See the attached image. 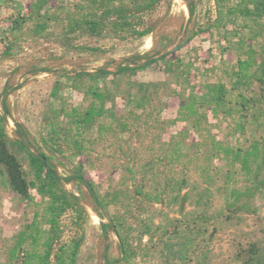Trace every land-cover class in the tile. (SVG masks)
<instances>
[{"label":"rangeland","instance_id":"1","mask_svg":"<svg viewBox=\"0 0 264 264\" xmlns=\"http://www.w3.org/2000/svg\"><path fill=\"white\" fill-rule=\"evenodd\" d=\"M249 56L256 74L236 88ZM218 83L225 96L204 103ZM93 89L107 110L82 125L71 110L99 106ZM0 131L30 189L13 192L0 175V264L43 253L46 234L14 250L34 220L50 228L47 178L19 140L49 157L71 196L51 264H264V11L253 1L0 0ZM79 168L105 203L73 178Z\"/></svg>","mask_w":264,"mask_h":264},{"label":"trees","instance_id":"2","mask_svg":"<svg viewBox=\"0 0 264 264\" xmlns=\"http://www.w3.org/2000/svg\"><path fill=\"white\" fill-rule=\"evenodd\" d=\"M108 2L112 3L115 0H107ZM253 1L256 4V7L260 10L264 11V0H249ZM87 25L91 28L96 30L99 23L96 20H86ZM162 58L150 59L142 64L137 66H129L124 68V70H142L148 69L149 67L157 68L160 65V61ZM255 60L253 56H249L247 59H239L237 67L233 72V85L236 88H240L242 84L250 85L251 84V76H255L257 68H255ZM104 74V72H103ZM146 85V89L148 90V84ZM58 93V85L55 86L53 94L57 95ZM226 88L223 83L218 84H208L206 86L205 91L202 93L201 98L210 103L219 102L225 96ZM93 97L99 100L101 103L99 106H92L88 108L84 114H80L78 108L73 107L71 110V115L76 117V120L80 124L89 125L94 122L95 118L104 114L107 110L106 104L104 102L105 94L102 93L98 89H93L91 91ZM243 99L239 102H236L239 108L242 111L248 109L249 106V99L245 96H242ZM147 95L146 93L139 98H136V104L140 107L144 106L147 103ZM246 117L244 112H242L239 116V127L244 129L246 127L245 120L243 119ZM18 146L24 152L25 155H28L31 159L36 162V169L40 174H44L47 178V183L41 187L42 192L49 197L50 202L48 206V220L50 223V228L45 231L41 228V225L38 219L34 220L31 224L28 225L27 229L20 235L17 241V249L23 250L24 244L30 242L33 246H37L40 244V239L42 234H46V240L44 242L45 250L43 253L38 251L36 247L31 251L25 253V260L23 264H51V252L53 248V243L56 240L59 234V217L61 212L66 208L68 204H71V196L67 192V190L63 187L61 183V178L58 176L57 172L54 171L51 163L49 162V157L45 153L35 154L33 153L26 145L23 140H19ZM225 153L233 154L235 156L240 155V150H233L230 146H226L223 148ZM261 153L259 148L256 147L255 150L247 152L241 159V164L243 167L249 169L250 165L253 162L259 160ZM0 163L6 167V172L3 171L0 167V175L5 177L8 182L9 188L16 193H20L24 196H28L30 189H29V182L23 175L21 165L19 162L18 157L9 151L5 141V134L3 131H0ZM7 173V175H6ZM74 179L78 180L82 183L91 194L95 203H105L104 196L100 193L97 188L96 183L86 176V174L82 171L81 168L77 169L74 176ZM74 198L76 196H73ZM123 249L126 252L125 244L123 243ZM108 264L111 263L110 258L107 256Z\"/></svg>","mask_w":264,"mask_h":264}]
</instances>
